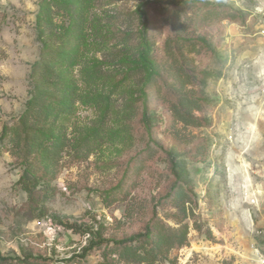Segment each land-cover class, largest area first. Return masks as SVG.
I'll return each instance as SVG.
<instances>
[{"label": "rangeland", "instance_id": "rangeland-1", "mask_svg": "<svg viewBox=\"0 0 264 264\" xmlns=\"http://www.w3.org/2000/svg\"><path fill=\"white\" fill-rule=\"evenodd\" d=\"M52 1L0 0V264H131L115 241L156 219L178 226L172 157L187 169L193 213L187 244L161 264H258L264 0H84L79 37ZM47 4L53 24L39 18ZM176 64L196 75L192 87L206 99L196 112L202 126L172 115ZM69 90L73 110L57 121L66 145L45 178L51 189L38 187L32 206L19 180L26 168L42 173L40 156L27 148L46 126L29 123ZM12 126L24 135L18 152L3 136ZM86 229L106 241L75 257L91 239Z\"/></svg>", "mask_w": 264, "mask_h": 264}, {"label": "trees", "instance_id": "trees-1", "mask_svg": "<svg viewBox=\"0 0 264 264\" xmlns=\"http://www.w3.org/2000/svg\"><path fill=\"white\" fill-rule=\"evenodd\" d=\"M84 0H77L76 3H70L66 0H53L56 4L68 12L69 24L68 30L73 31L78 37L81 36L82 30V12L84 8ZM194 1V0H193ZM52 10V6L50 5ZM49 5L43 6L40 11L39 18L44 19L49 24H53V18L49 12ZM167 54L172 61H175L176 57L171 50V47L166 46ZM65 55H61L63 61L66 58V52H62ZM61 53V54H62ZM177 60V59H176ZM42 84H53L54 88L59 91H63V87L59 86L57 80L49 79V77H42ZM174 87L179 92V96L175 102L170 105V110L174 119L184 126L199 127L203 124V118L198 116L196 112L203 109V103L206 101L205 97L198 95L196 89L192 87L195 82L196 75L184 69L182 65H177L174 72ZM59 80V78H58ZM54 81V82H53ZM64 93V92H63ZM60 105L51 108L48 107L44 112V116L33 120L29 125H44L46 131L42 128V132L35 131L32 140L29 141V147L27 148V154H35L40 156L38 160L43 169L40 175H37L36 170L26 168L24 174L19 180L21 188L27 193L28 198L32 202L35 201V194L39 188L44 189L45 194L49 192L50 181L45 178L52 179L55 174V166L58 163V156L61 150L65 147V137L62 135V126H58V119L60 114L71 113L74 107V95L69 92L64 95L62 103ZM25 123H27L29 117L25 116ZM40 130V129H39ZM9 135V141L13 144L17 150L23 149L24 135L19 127L4 128L3 136ZM48 142H52L50 145ZM172 170L175 176V197L178 198L176 208L178 209L181 217L178 221V226L166 225L164 222L156 219L146 226L144 232L133 234L130 237L115 241L116 250H118L120 260L131 264H161L162 259L172 249L176 247H183L187 244L189 234V223L186 220L191 217L193 208L188 206L187 203L192 201V188L189 190L187 186V169L184 162L172 157L171 159ZM52 175H49V174ZM173 196V195H172ZM37 208V207H36ZM73 227V225H66ZM88 230L91 234L88 245L82 247V252L75 257H85L96 246L101 245L106 241L98 232ZM87 231H82V233ZM38 258L24 259L18 258L17 263L14 264H40L36 261ZM4 260V258H2Z\"/></svg>", "mask_w": 264, "mask_h": 264}, {"label": "built area", "instance_id": "built-area-1", "mask_svg": "<svg viewBox=\"0 0 264 264\" xmlns=\"http://www.w3.org/2000/svg\"><path fill=\"white\" fill-rule=\"evenodd\" d=\"M251 202L254 204L259 203L257 196L252 197ZM264 236V235H263ZM253 258L258 264H264V243H255L252 245Z\"/></svg>", "mask_w": 264, "mask_h": 264}]
</instances>
